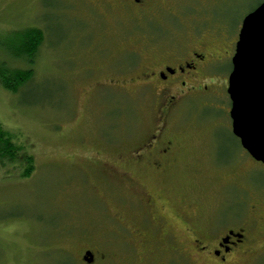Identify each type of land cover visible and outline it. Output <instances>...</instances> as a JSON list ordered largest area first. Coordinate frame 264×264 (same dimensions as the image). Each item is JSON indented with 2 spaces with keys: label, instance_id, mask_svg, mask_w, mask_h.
I'll return each instance as SVG.
<instances>
[{
  "label": "rangeland",
  "instance_id": "1",
  "mask_svg": "<svg viewBox=\"0 0 264 264\" xmlns=\"http://www.w3.org/2000/svg\"><path fill=\"white\" fill-rule=\"evenodd\" d=\"M263 1L221 6L229 41ZM176 20L164 35L188 45L187 23ZM127 26L94 1L0 0V64L33 71L16 94L0 86V122L33 160L23 177V162L0 159V264H86V250L93 264H215L196 256L188 238L179 237L187 262L174 253L145 255L153 243L131 210V176L152 196L166 230L183 233L185 219L199 228L210 218L216 227H245L252 240L231 263L264 264V165L231 131L230 58L203 82L206 107L196 101L164 117L159 102L134 95L124 67L140 51L141 36ZM27 28L43 34L32 66L16 56ZM161 134L175 147L165 172L129 164L134 148Z\"/></svg>",
  "mask_w": 264,
  "mask_h": 264
},
{
  "label": "flooded vegetation",
  "instance_id": "2",
  "mask_svg": "<svg viewBox=\"0 0 264 264\" xmlns=\"http://www.w3.org/2000/svg\"><path fill=\"white\" fill-rule=\"evenodd\" d=\"M84 1L97 2L109 16L117 18L119 25L127 26L128 24L127 27L139 31L137 34L141 36L140 51H133L132 62L124 67L126 72H135V75L131 72L132 77L129 78L135 85L133 92H138L134 95L159 102L161 106L163 105L160 113L164 117L169 116L172 110L180 105L187 108L196 101H198V107L208 105L207 102L200 100L201 96L210 94L203 82L211 78V72L215 70L217 63L229 58L230 61L232 60L238 40L239 32L236 39L229 41L226 37L227 32L222 27L224 25L226 28V24L220 16L221 6L229 0ZM208 5H211L212 9L203 12ZM175 18L180 26L187 23L188 31L185 38H188V45H172L177 44L174 39L179 37L164 35L167 34L164 28L169 25L172 27V21ZM199 23L202 24L203 29H200ZM214 28L217 30H213ZM136 31L132 30V33L136 34ZM215 35L221 39H217ZM189 38L192 39V43ZM215 42L218 47L213 49L211 45ZM218 53L220 56H217ZM165 137L161 134L146 139L141 147L134 148L128 154L129 164L134 166L139 163L138 166H144L154 173L165 172L166 162L175 149L173 141L165 140ZM130 183L136 187L132 190L131 198L136 202L131 203V210L138 219L142 230L140 233L146 230L153 243L152 250L146 251L145 255L164 252L169 256L174 253L186 261L182 255L184 252L179 243L180 237L188 238L189 249L202 261L234 264L231 260L244 253L247 244L252 240L245 227L234 229L228 223L216 227L212 218L206 219L203 224L200 223L199 228H196L198 222L193 221L190 225V222L185 219V232L176 234L168 231L165 229V221L161 220V216L153 208L152 196L149 192H146L133 176L130 177ZM262 223L264 226V217ZM123 228L129 235H137L133 227L123 226ZM141 243L143 247L147 246V242ZM88 254L91 256V263L86 261ZM94 260V254L88 250L81 256V261L86 264H93Z\"/></svg>",
  "mask_w": 264,
  "mask_h": 264
},
{
  "label": "water",
  "instance_id": "3",
  "mask_svg": "<svg viewBox=\"0 0 264 264\" xmlns=\"http://www.w3.org/2000/svg\"><path fill=\"white\" fill-rule=\"evenodd\" d=\"M226 92L232 134L264 165V2L242 20Z\"/></svg>",
  "mask_w": 264,
  "mask_h": 264
},
{
  "label": "trees",
  "instance_id": "4",
  "mask_svg": "<svg viewBox=\"0 0 264 264\" xmlns=\"http://www.w3.org/2000/svg\"><path fill=\"white\" fill-rule=\"evenodd\" d=\"M19 42L22 49L17 52L18 60L32 66L35 57L43 42V34L35 28L24 29L19 35ZM33 77V71L29 69H18L7 66L5 63L0 64V86L11 94H16L24 87ZM12 131L3 127L0 122V159H6L9 162L21 161L24 163L23 177H28L33 171L32 157L24 151V145H18V137Z\"/></svg>",
  "mask_w": 264,
  "mask_h": 264
},
{
  "label": "bare ground",
  "instance_id": "5",
  "mask_svg": "<svg viewBox=\"0 0 264 264\" xmlns=\"http://www.w3.org/2000/svg\"><path fill=\"white\" fill-rule=\"evenodd\" d=\"M255 10V9H254Z\"/></svg>",
  "mask_w": 264,
  "mask_h": 264
}]
</instances>
